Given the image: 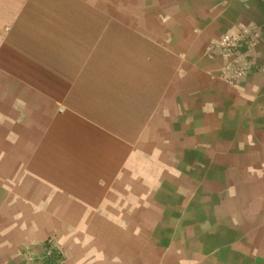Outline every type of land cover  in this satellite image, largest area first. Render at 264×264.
<instances>
[{
  "label": "crops",
  "instance_id": "crops-1",
  "mask_svg": "<svg viewBox=\"0 0 264 264\" xmlns=\"http://www.w3.org/2000/svg\"><path fill=\"white\" fill-rule=\"evenodd\" d=\"M48 245L264 264V0H0V264Z\"/></svg>",
  "mask_w": 264,
  "mask_h": 264
},
{
  "label": "built area",
  "instance_id": "built-area-1",
  "mask_svg": "<svg viewBox=\"0 0 264 264\" xmlns=\"http://www.w3.org/2000/svg\"><path fill=\"white\" fill-rule=\"evenodd\" d=\"M257 41V38H247L243 34H237L223 37L209 49L210 53L218 52V55L222 58L224 65L221 69V75L226 82L233 83L247 74L248 66L240 49L242 46L249 47ZM61 257L59 250L48 245L45 254L48 264H59ZM26 260L33 261V258L28 255Z\"/></svg>",
  "mask_w": 264,
  "mask_h": 264
}]
</instances>
